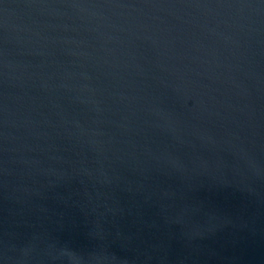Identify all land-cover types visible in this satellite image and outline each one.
I'll return each instance as SVG.
<instances>
[{
	"label": "water",
	"instance_id": "1",
	"mask_svg": "<svg viewBox=\"0 0 264 264\" xmlns=\"http://www.w3.org/2000/svg\"><path fill=\"white\" fill-rule=\"evenodd\" d=\"M0 264H264V0H0Z\"/></svg>",
	"mask_w": 264,
	"mask_h": 264
}]
</instances>
